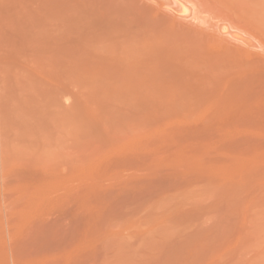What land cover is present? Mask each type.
Returning a JSON list of instances; mask_svg holds the SVG:
<instances>
[{
	"label": "rangeland",
	"instance_id": "1",
	"mask_svg": "<svg viewBox=\"0 0 264 264\" xmlns=\"http://www.w3.org/2000/svg\"><path fill=\"white\" fill-rule=\"evenodd\" d=\"M167 1L189 29L219 20L210 11L202 16L211 23L203 20L189 3L183 12L199 18L187 20L179 1ZM62 2L0 0V264H264V122H219L224 79L196 69L192 80L207 91L195 98L177 89L187 110L178 99L175 109L159 106L177 113L160 112L171 119H160L158 106L144 109L158 110L152 118L106 104L91 76L22 47L21 35L42 36ZM71 2L75 11L94 6ZM220 29L223 42L251 38ZM181 94L202 99L189 110Z\"/></svg>",
	"mask_w": 264,
	"mask_h": 264
},
{
	"label": "bare ground",
	"instance_id": "2",
	"mask_svg": "<svg viewBox=\"0 0 264 264\" xmlns=\"http://www.w3.org/2000/svg\"><path fill=\"white\" fill-rule=\"evenodd\" d=\"M63 1L67 2L63 5L61 0V6H58L59 8L57 7V9H55L56 11L50 12V14L46 16L45 20L49 28L42 36L35 37L33 35H28L27 31L23 30L26 31L24 32L26 34L21 35L20 38L23 45L22 47L24 49L30 47L35 51L37 56L40 55L42 58L43 56H47L46 58L50 57L53 58V60H60L64 63L67 62L68 64L66 63L65 65H69V68L73 70V72H69L80 73V75L85 77L88 76L89 79L91 76L92 79H94V82H92L94 83L93 88L99 87L98 89L101 92L100 95L103 94V96H106L104 97L105 101H108V99L112 100L110 101L111 103L106 102V104L109 103L112 105L113 102L115 104L117 102H122L136 110V113L139 112L145 117L147 115L149 116V113L151 117L156 116V112H158L160 108L161 111H159V113L162 112L165 106L172 107L173 105L175 109L174 104L177 102L175 100L178 99L176 93L177 89V91H179L182 88L181 90L184 89L190 94L189 96L192 97L193 95L195 98L196 95L201 92L206 93L204 92L207 91L206 84H200L192 80V76L195 75L193 70L196 69L194 70L196 72L209 71L217 74L219 73L217 77L221 76L219 78L225 80H223L221 84L223 86L222 93L223 95L225 93L226 97L221 99L218 95L219 98L216 100L222 106L223 103L225 107L227 106L226 109L222 108L220 105L217 106V108L220 107L221 110H226V112L223 113L219 112L218 117V114L215 116L218 118L219 122L222 121L223 118V121H227L228 118H231L229 121L264 122V19H262L264 18V7H262L264 5L261 4L259 7L257 6V8L253 6L254 3L257 4L260 0H247V5L245 1L241 0L242 3L244 2V6L240 7L233 4L235 8L231 6L233 3L231 2L230 6L234 9V12L231 11L232 13L228 12L232 8H227L229 4L225 3V1L213 0L214 4L213 1L211 2L210 0V2L208 0H177L180 4L176 1L173 2V4H179L178 8H180L179 13L181 14L184 13L183 11L189 13V8L187 9V6L189 7L190 5L187 3L197 7L203 11L201 12V18L206 21L208 17L206 18L204 17L205 15L202 16V14L204 12L206 14V12L210 11L209 13L214 16L213 18L212 16L209 17L212 18V22L213 20L219 19L218 22L221 21L225 24H230L231 27L227 24L226 26L236 30L237 34L236 32L233 34L232 31L231 34H233V36L230 34L229 37L233 38L243 31V33L245 32L248 34H243L241 32L243 35L251 36L256 42L255 44H257L256 46L252 43L253 39L251 38L248 39L245 37V39L240 36L241 33L238 36L244 38L243 40H241L242 38L236 39L239 38L238 36L234 38L237 41L231 38L234 42L236 41V44H242L243 42L242 47H238L241 45L236 46L232 40V42H223L224 40H228V37V39H220L223 36L218 35L221 34L218 32L220 27L221 29L224 27V23L221 25V22H219L221 23L219 24L215 21L216 25L214 26V22L211 23L208 18L211 24L205 25H208V27L213 25L211 28H216V31H218L216 32L215 29H211L215 31V34L214 31L212 32L208 27L207 30L213 34L209 31L207 34L204 24L201 26H204L203 29L199 26V29H197H201L200 31L205 30V34L207 35L194 29L193 27L197 25L190 22L195 16L191 9L192 18H190L191 15L189 16L190 19L185 13L184 15L185 18H188L187 20H190L187 21L186 24L194 25L191 27L192 30L189 29L190 26L187 28L185 21L184 24H181V20V23H179V16L177 15V18H175V14L172 15L176 12H171L172 9L169 6L170 4L168 5L167 0H165L166 3L164 0H162L163 2L160 0V2L158 0H94V4L92 3L93 0L92 2L90 0L89 5L94 6H92V9L88 10L90 8L89 6V8L86 9L87 11H83L82 8L85 9L83 6L88 5L89 0H86L88 2L84 3L85 5H80L81 2L83 3L84 1L78 0L79 4L76 0L80 7H82V10L78 11L72 10V8L70 9L66 6L68 2L73 0ZM180 1L183 2V7ZM241 1L238 0V2ZM260 2H264V0ZM218 3L222 5L219 6ZM165 4H167L166 8L164 7ZM184 4L187 5L186 8ZM224 5L226 6L225 11L228 9V13L223 11ZM164 10H169L168 12L171 13L165 12ZM173 11L175 10L173 9ZM257 11L261 12V14ZM194 18L196 19L199 17L195 16ZM261 19L263 20L262 22ZM217 23L219 27H217ZM199 24H201V21H199ZM226 26L225 29L227 28ZM229 27L226 31H230ZM223 32L225 33V31ZM225 34L227 35L228 32ZM226 43L230 45L233 43L235 46H228ZM253 49H260L263 53L260 54L259 51L256 52ZM27 51H29L28 48ZM54 62L57 64L56 61H53V63ZM66 66H64V69ZM185 66L192 69L191 72H184L182 68H186ZM222 75L225 78H223ZM180 76H186V79L180 81ZM217 77H215V80H217ZM95 79H97V81ZM182 85H184V87ZM180 91L179 94L183 92ZM173 94L176 95V97H174ZM185 96L181 94L182 98ZM203 97V101L204 99L206 100V98H210L208 95L207 97ZM182 98V103L185 104L187 101L185 105L187 106L190 104V106H187L188 109L194 106L197 100L200 99L197 98L196 100L194 98L192 101L188 97V99L191 100L190 102L186 100L187 97H185V101L183 100L184 98ZM178 100L179 102L177 103L179 104L180 99ZM176 104L175 106H177ZM160 105L165 106L164 108L162 106L159 108ZM181 105L180 103L178 107L180 108ZM157 106L158 110L152 114L151 112H145L146 107L148 109L149 107L155 109ZM169 107L168 110H173V108L171 109ZM151 108L148 111H153ZM177 108L175 111H180L183 108L186 109V107H181L182 109L178 110ZM220 109L218 108V110ZM164 112L166 113L167 111ZM227 112L229 114H227ZM184 113L185 112L180 115L181 118H185L186 115ZM220 113H222V115ZM170 114L176 116L177 113H166V115ZM159 115L157 116L159 117ZM182 115L184 117H182ZM229 115L230 117H228ZM163 116L164 115L161 114L160 119L164 118ZM175 116L173 118H176ZM169 117H167V119H171ZM186 117H189L188 114ZM215 122H217L216 119ZM191 129H189V131H191ZM192 130H194V128ZM199 132L200 131L197 132V135ZM258 132L263 133L264 131ZM238 133L240 132L236 130L231 132L232 135ZM227 134L230 135V132Z\"/></svg>",
	"mask_w": 264,
	"mask_h": 264
}]
</instances>
